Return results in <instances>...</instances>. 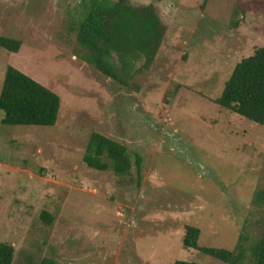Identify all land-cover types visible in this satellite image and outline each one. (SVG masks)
Listing matches in <instances>:
<instances>
[{
  "label": "rangeland",
  "instance_id": "1",
  "mask_svg": "<svg viewBox=\"0 0 264 264\" xmlns=\"http://www.w3.org/2000/svg\"><path fill=\"white\" fill-rule=\"evenodd\" d=\"M88 0H0V91L8 66L60 96L52 126L0 113V242L11 264H228L183 245L235 250L264 231V124L219 106L235 64L264 46V0H127L153 4L166 32L149 68L120 83L82 57ZM112 60H116L115 53ZM127 148L124 175L83 160L92 133ZM139 156V163L137 157Z\"/></svg>",
  "mask_w": 264,
  "mask_h": 264
},
{
  "label": "trees",
  "instance_id": "2",
  "mask_svg": "<svg viewBox=\"0 0 264 264\" xmlns=\"http://www.w3.org/2000/svg\"><path fill=\"white\" fill-rule=\"evenodd\" d=\"M160 1V0H155ZM85 16L79 22L77 40L88 51L82 57L98 70L120 83L138 69L135 62L144 57L143 68H149L166 25L156 13L153 4L131 5L127 0H88L83 4ZM17 39L0 36V46L11 52L19 50ZM115 53L116 60H112ZM216 104L259 124H264V46L238 61L224 82ZM60 96L29 75L8 66L0 91L1 123L8 125L52 126L56 123ZM137 163H139V156ZM84 162L97 170H113L117 175L127 173L132 162L126 146L100 133L91 134ZM254 203L264 205V188L255 192ZM200 230L187 225L183 245L228 264H243L246 256L245 239L235 250L220 247H200ZM252 264H264V231L249 245ZM14 248L0 242V264H11ZM39 264H57L44 259ZM173 264H200L195 261L176 260Z\"/></svg>",
  "mask_w": 264,
  "mask_h": 264
}]
</instances>
